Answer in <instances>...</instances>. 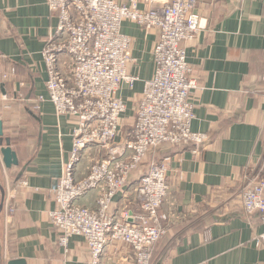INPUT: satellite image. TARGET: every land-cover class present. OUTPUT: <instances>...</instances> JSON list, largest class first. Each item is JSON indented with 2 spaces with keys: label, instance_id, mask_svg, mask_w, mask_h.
<instances>
[{
  "label": "crops",
  "instance_id": "0c3cea01",
  "mask_svg": "<svg viewBox=\"0 0 264 264\" xmlns=\"http://www.w3.org/2000/svg\"><path fill=\"white\" fill-rule=\"evenodd\" d=\"M157 6L149 0L138 3L143 10ZM196 11L207 20V28L179 47L196 83L189 92L194 106L190 129L208 140L196 154L189 145L157 150L156 162L170 159L169 191L160 209L169 230L157 242L150 262L264 264V243L255 244L262 232L259 213L246 217L239 201L241 177L264 171V0H199ZM56 27L57 15L45 0H0V120L18 159L10 170L0 164V187L4 197L9 190V204L15 208L7 219L0 193V264L90 262L81 237L70 238L64 253L49 218L76 125L75 118L56 116L46 96L41 52ZM121 33L131 40L128 74L138 81L132 89L122 85L119 93L127 106L119 139L134 120L143 82L152 76L159 31L124 21ZM71 65V58L61 54L57 66L67 80ZM101 156L92 147L81 152L76 177L86 175ZM137 184L138 179L130 178L114 198L110 215L115 220L122 222L123 212L139 209ZM95 201L92 191L77 204L94 210ZM116 247L124 253L122 245ZM117 256L107 250L104 264H121Z\"/></svg>",
  "mask_w": 264,
  "mask_h": 264
},
{
  "label": "built area",
  "instance_id": "2783aa9c",
  "mask_svg": "<svg viewBox=\"0 0 264 264\" xmlns=\"http://www.w3.org/2000/svg\"><path fill=\"white\" fill-rule=\"evenodd\" d=\"M153 2L158 6L143 10L139 0H45L57 15L55 36L41 52L47 100L56 116L76 119L69 160L54 190L55 208L49 218L64 253L70 238L84 240L89 264H104L107 250L118 255L121 264H151L157 242L167 233L162 226L167 218L160 209L169 191L170 159L150 165L139 178L135 191L139 209L123 212L122 222L110 215L114 198L151 152L163 145L192 144L196 154L208 140L207 135L190 129L194 106L189 92L196 83L185 51L179 47L180 42L191 41L206 30L207 20L196 11L199 0H149ZM124 21L146 31L157 29L159 35L153 48L152 76L143 82L134 120L119 139L120 120L127 109L119 93L122 85L132 89L138 81L128 74L133 60L131 40L121 33ZM61 54L72 60L69 80L57 66ZM88 147L102 156L86 175L77 178L80 154ZM240 182L242 212L246 217L259 213L262 232L255 238L259 246L264 243V171L243 175ZM92 191L96 193L94 210L77 204ZM9 202L8 190L3 202L7 219L15 212Z\"/></svg>",
  "mask_w": 264,
  "mask_h": 264
},
{
  "label": "water",
  "instance_id": "95a60500",
  "mask_svg": "<svg viewBox=\"0 0 264 264\" xmlns=\"http://www.w3.org/2000/svg\"><path fill=\"white\" fill-rule=\"evenodd\" d=\"M0 162L4 169L10 170L18 166V159L16 153L11 149L10 140L4 138L3 123L0 120ZM0 193L4 198L3 189L0 187ZM2 198V201H3ZM2 202H0V211L2 210ZM8 264H24L22 260L11 261Z\"/></svg>",
  "mask_w": 264,
  "mask_h": 264
},
{
  "label": "trees",
  "instance_id": "16d2710c",
  "mask_svg": "<svg viewBox=\"0 0 264 264\" xmlns=\"http://www.w3.org/2000/svg\"><path fill=\"white\" fill-rule=\"evenodd\" d=\"M182 145H189V146H193L192 144H178V145H175V146H171V145H163L162 147H171V148H173V147H178V146H182ZM161 147V148H162ZM194 147V146H193ZM158 159H157V157H156V155H148L146 158H145V160H144V162L141 164V166L142 165H144L145 166V168L147 167V166H149V164L151 163V162H156ZM141 166H140V169H141ZM146 171L147 170H145V169H143L142 170V173H139L138 174V180H139V178L142 176V175H144L145 173H146Z\"/></svg>",
  "mask_w": 264,
  "mask_h": 264
},
{
  "label": "rangeland",
  "instance_id": "374dc122",
  "mask_svg": "<svg viewBox=\"0 0 264 264\" xmlns=\"http://www.w3.org/2000/svg\"><path fill=\"white\" fill-rule=\"evenodd\" d=\"M130 127V126H129ZM96 150V149H95ZM97 151V150H96ZM98 152V151H97ZM149 155H157V151H153V152H151ZM156 162H151L150 164H149V166L150 165H152V164H155ZM149 166H147L146 168H145V166L144 165H142L141 166V169H139V170H137L133 175H132V177H131V179H134L135 178V180L138 178V174L139 173H142V170L143 169H145V170H147L148 168H149ZM168 220V219H167ZM167 220L162 224V226H163V228L168 232V230H169V225H168V223H167ZM167 234V233H166Z\"/></svg>",
  "mask_w": 264,
  "mask_h": 264
}]
</instances>
